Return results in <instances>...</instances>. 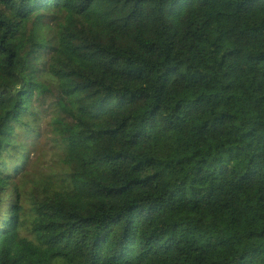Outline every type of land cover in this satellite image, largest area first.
<instances>
[{
  "label": "trees",
  "instance_id": "trees-1",
  "mask_svg": "<svg viewBox=\"0 0 264 264\" xmlns=\"http://www.w3.org/2000/svg\"><path fill=\"white\" fill-rule=\"evenodd\" d=\"M0 264H264V0H0Z\"/></svg>",
  "mask_w": 264,
  "mask_h": 264
},
{
  "label": "rangeland",
  "instance_id": "rangeland-1",
  "mask_svg": "<svg viewBox=\"0 0 264 264\" xmlns=\"http://www.w3.org/2000/svg\"><path fill=\"white\" fill-rule=\"evenodd\" d=\"M41 122H42V121L39 120V123H41ZM35 137H37V136H35ZM19 140H21V141H27L28 144H29L30 141H32V140H23V139H19ZM31 146L35 147V144H33V145H31ZM32 152H33V151H31V153H32ZM30 156H31V155H30ZM47 166L50 167V162H49V153L47 152V147H46V149L44 150V156H43V160H42V165L38 166V168H37L36 171H45V173L47 174V173L49 172ZM37 177H38V175L35 174V178H37Z\"/></svg>",
  "mask_w": 264,
  "mask_h": 264
}]
</instances>
